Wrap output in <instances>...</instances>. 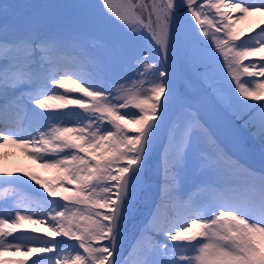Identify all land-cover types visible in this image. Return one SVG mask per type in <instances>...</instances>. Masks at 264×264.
<instances>
[{"label":"snow or ice","instance_id":"1","mask_svg":"<svg viewBox=\"0 0 264 264\" xmlns=\"http://www.w3.org/2000/svg\"><path fill=\"white\" fill-rule=\"evenodd\" d=\"M101 7L119 32L106 31L87 4L0 0V149L12 145L52 173L14 175L0 155V256H35L30 264H264V21L247 33L236 28L264 18V0ZM189 31L197 71L222 58L230 80L180 79L170 70L169 56ZM221 117L251 129L259 168L222 146ZM24 222L45 227L44 237L21 230ZM129 223L138 234L124 255Z\"/></svg>","mask_w":264,"mask_h":264},{"label":"bare ground","instance_id":"2","mask_svg":"<svg viewBox=\"0 0 264 264\" xmlns=\"http://www.w3.org/2000/svg\"><path fill=\"white\" fill-rule=\"evenodd\" d=\"M260 17H252L245 20V24H248L250 27H254L256 21H258ZM169 68L170 70H174L176 72V75L180 79H184L185 76H191L185 66L183 65L181 54L175 50L174 55L170 54L169 60H168ZM224 69V68H223ZM221 76V75H220ZM226 78V77H225ZM224 78V79H225ZM237 125V124H236ZM215 131L217 136L220 137H226L227 138V145L230 149H232L235 153H238V155L248 164H251L253 166L260 167L261 164V157H260V149L259 145L252 139L251 132H248L244 128H240L238 125L236 127H232L226 118L221 117L219 119L218 125L215 127ZM0 155L3 156V165L5 166L6 170L12 171L13 173L17 172L16 170H28L33 167L34 163L32 160L28 159L27 156L24 155V153L16 148H4L0 149ZM1 188L0 190H2ZM21 194L22 196L26 195ZM129 225V224H128ZM22 229H43L40 225L30 224L27 222H24L22 224ZM44 231L46 229H43ZM41 231V230H40ZM125 232L126 227L124 229L123 233V240L121 244L124 243L125 240ZM31 234H37V232H33ZM127 234V233H126ZM30 264L31 259H35L33 257H22Z\"/></svg>","mask_w":264,"mask_h":264},{"label":"rangeland","instance_id":"3","mask_svg":"<svg viewBox=\"0 0 264 264\" xmlns=\"http://www.w3.org/2000/svg\"><path fill=\"white\" fill-rule=\"evenodd\" d=\"M36 2H44V3H64V4H87V5L90 6V8L88 10L89 13L93 17H95L97 20H102L103 21L104 27H105V30L106 31H111V32H114V33L115 32H119V25H118V23L116 21H114V20H111L110 18H105L103 16V9L101 7V0H36ZM112 2L114 4V6L118 7L119 4L122 2V0H112ZM234 15H238V14H234ZM262 21H264V18H261L260 17L258 19V21H256V22H262ZM191 28H192V30H194V23L193 22L191 23ZM236 28L238 30H241L242 32L247 33L253 27H250L248 24H245V20H243V21H240L238 24H236ZM198 39L201 42H202V39L204 41V38L203 37L202 38L201 37H198ZM181 46H182V49L184 51L185 56H187V55L189 56L190 51L191 50H195V56L191 57V59L190 58H188V59L190 60V62L192 60L196 62V63H192V65L195 66V69L197 70V64L200 61L199 49H198V46H197L196 41H194V39H193V34H192L191 31H189V33L183 38V43H181ZM185 47L186 48H189L190 51L188 52ZM197 54H198V57H197ZM248 62H250V61H248ZM196 70H195V73H196V75L201 76V78H200L201 81L204 80V78H205L206 75L207 76L222 77V78H225L226 77L225 79H229L230 80V78L227 77V75H226V69L223 66V60H222V58H220L219 61H218V63L215 64V65H213L212 68H210L208 70H206L204 67H199V71H196ZM69 87H71V85ZM241 99H243V98H241ZM245 102L246 103H254L252 101H245ZM73 110H75V109H73ZM129 111H131V109H129ZM236 123L239 124L240 122L237 121ZM105 126L107 127V125H105ZM246 130H248L249 132H251V129L250 128L249 129H246ZM9 147L12 148V149H16V147H14L12 145L6 146L7 149ZM152 166H153V170H154V168H155V161L153 162ZM28 170L29 171L36 170L35 172L38 175H40L41 177L47 176L46 177V180L47 179H51V177H52V173L47 172V171L39 168L36 163H34L33 167L30 168V169H28ZM16 171L17 172H15L14 175H20L21 172H25V171H22V170H16ZM201 178H203V177H199V176H197L195 174L192 175V179H201ZM30 182L31 181H29V183ZM35 186H36L35 188H38L37 185H35ZM41 191H42V189H41ZM4 207L5 206L3 204H0V209H2ZM42 228L43 229H46L45 227H42ZM43 229H36L35 232H38L40 230L43 232L44 231ZM126 233H127L126 234L127 238H126V241L124 242L123 250L130 249V247L132 246V244L135 242V237L138 234V224L131 223L130 226H129V228L126 230ZM4 255H7V256L22 255L21 257H19L22 260H25L22 257H24V258L27 257V256H24L23 253L15 254V253H11L10 252V253H5ZM4 255L3 256H0V258H1L0 260L8 261L7 258L4 259V257H5ZM124 255H127V254H124Z\"/></svg>","mask_w":264,"mask_h":264}]
</instances>
